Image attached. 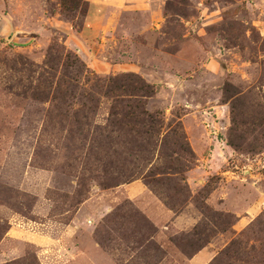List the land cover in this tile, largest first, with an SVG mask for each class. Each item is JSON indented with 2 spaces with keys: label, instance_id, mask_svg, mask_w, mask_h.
<instances>
[{
  "label": "rangeland",
  "instance_id": "obj_1",
  "mask_svg": "<svg viewBox=\"0 0 264 264\" xmlns=\"http://www.w3.org/2000/svg\"><path fill=\"white\" fill-rule=\"evenodd\" d=\"M145 5L0 0V264H190L205 247V264H264V151L228 145L235 101L264 112V0ZM68 54L97 78L55 107ZM127 73L153 86L158 130L131 143L95 86Z\"/></svg>",
  "mask_w": 264,
  "mask_h": 264
},
{
  "label": "trees",
  "instance_id": "obj_2",
  "mask_svg": "<svg viewBox=\"0 0 264 264\" xmlns=\"http://www.w3.org/2000/svg\"><path fill=\"white\" fill-rule=\"evenodd\" d=\"M75 5L76 3H74L73 7ZM50 52L48 53L49 57L51 56ZM66 57L67 61L60 64V76L58 77L55 93L51 97L55 107L74 100L77 91L79 89L82 90L80 80L83 79L86 82L89 80L88 78L85 79L84 76L91 73V75L97 78L76 55L68 54ZM50 68L53 69V67ZM101 81L102 83L96 80L95 86L98 87V91H101L106 98L111 100L107 125L104 128L110 127L111 132H126L125 138L130 143V136L133 135L138 126L142 128H145V126L149 127V129H145V133L148 135L158 132L157 127H155L157 122L145 110L144 101L155 94L152 85L146 83L141 77L133 73L111 76ZM87 96H89L87 100L91 102L90 95L88 94ZM40 97L39 99L42 100L47 99V96ZM82 107L86 108L85 104H82ZM236 115H241L240 122L235 119ZM246 115L252 118V121L247 122V118H244ZM232 126L233 130L237 132L238 141H229V146L239 151L245 149L254 154L264 151L263 111L256 109L250 112V107L247 109L246 100L239 98L232 106ZM247 139L250 141L248 146L244 148L242 142ZM110 141L113 142V139ZM110 141L107 145L108 148ZM109 149H111V146ZM217 260L215 258L210 264H216Z\"/></svg>",
  "mask_w": 264,
  "mask_h": 264
},
{
  "label": "crops",
  "instance_id": "obj_3",
  "mask_svg": "<svg viewBox=\"0 0 264 264\" xmlns=\"http://www.w3.org/2000/svg\"><path fill=\"white\" fill-rule=\"evenodd\" d=\"M104 8L122 11H132L139 10L141 6H146L147 0H101ZM90 15V14H89ZM92 19V16L87 17V22L89 23ZM125 193L129 199H135L136 195L142 196L146 193V188L143 184L138 181L129 183L125 186ZM241 221H239L240 223ZM78 252V251H77ZM76 253V252H75ZM214 253L210 250V247H205L199 251L196 255L189 259L190 264H205L213 257Z\"/></svg>",
  "mask_w": 264,
  "mask_h": 264
}]
</instances>
